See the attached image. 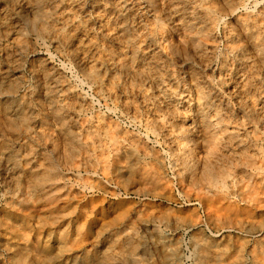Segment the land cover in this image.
Masks as SVG:
<instances>
[{
	"label": "bare ground",
	"instance_id": "obj_1",
	"mask_svg": "<svg viewBox=\"0 0 264 264\" xmlns=\"http://www.w3.org/2000/svg\"><path fill=\"white\" fill-rule=\"evenodd\" d=\"M0 130L39 146L16 170L49 226L64 219L56 206L67 180L81 176L84 190L111 197L122 222L103 234L106 249H85L89 264H134L148 250L183 264L179 240L157 226L169 217L155 213L145 187L132 188L138 200L128 207L111 190L123 168L145 184L173 177L213 209L239 204L258 221L220 229L264 238V0H0ZM138 219L153 225L151 247ZM195 251L194 264H224Z\"/></svg>",
	"mask_w": 264,
	"mask_h": 264
},
{
	"label": "rangeland",
	"instance_id": "obj_2",
	"mask_svg": "<svg viewBox=\"0 0 264 264\" xmlns=\"http://www.w3.org/2000/svg\"><path fill=\"white\" fill-rule=\"evenodd\" d=\"M57 58H55L56 62L60 60L59 57ZM25 68L26 70L20 71V77L28 83L33 79L30 78L26 65ZM0 146L3 147L0 149V264H89V258L85 259V254L87 253L85 249H90V252L106 249L107 244H105L103 234L108 233V228L114 224L122 222V218L119 219L118 217L119 211L112 208V202H108L105 199L107 197L110 200L111 197L107 196L103 189L99 191L97 188H92L90 189L91 191L89 189L84 190V182L81 176L75 181L67 180L64 196L57 201L56 206L57 210L64 212V219L62 221L59 220L56 227V223L52 225L54 227H51L48 224L50 223L49 217V222L46 220L47 214L43 209V204L35 198L32 199L35 197L34 192H26L24 188L26 174L24 172L18 174L16 170V167L18 170H22L27 165L23 160L26 159L25 149L31 147L35 152L39 146L35 145L31 140L27 142L26 139L16 134H9L8 132L2 134L1 130ZM13 153L17 154V156L19 155L14 161L9 157ZM136 174V171L133 169H121L118 176L114 178L120 179L119 183L120 185L123 184V187L120 185V187L116 188L111 186V190L117 192L118 196L126 203L124 207H128V205L138 200L137 197L131 194V191L135 188L143 189L145 187L144 190L148 194L147 199L156 205L155 213L165 218L169 217L167 221L165 220L164 223H159L157 226L165 230L167 232L165 234L171 240L175 241L176 238L179 240V245L184 253L183 264H194L195 253L197 252L195 250L201 247L210 250L214 258L219 257L220 259H224V264H232L243 258L244 264H264V262L261 261V263L256 259L257 257L259 258L260 252L264 251H262L264 249L263 237L255 238L250 235L240 234L233 229H220L222 226H227L228 224L233 225V223L239 224L244 221H246L245 223H251L254 220L258 221V218L251 220L244 218L239 204H236L235 211H228L223 208L213 209L206 199H193L192 195L190 197L186 188L177 183L173 177L158 176L154 177L151 181H146L147 183L145 184ZM169 175L172 176V174ZM122 179L124 181L121 183ZM95 182L98 185V181L94 180ZM142 189L140 190L141 193ZM80 198L84 199L80 200ZM38 213L42 215L40 216ZM174 216H179L186 220L181 223L184 225V228L180 227L178 223L173 222ZM197 217L199 218L197 219ZM192 221H196L195 227L185 230L186 225L193 224ZM132 222L138 227V236H141V241H146L148 247L150 245L148 240L149 230L153 225H145L139 219ZM124 223L126 224L128 221ZM63 225L65 226L63 233H68V238L62 239L59 238L58 226L64 227ZM170 226L171 229H169ZM76 229L77 231H75ZM200 237H202V240ZM203 241L206 242L204 243ZM91 258L95 257L91 256ZM136 259V263L134 264H162L157 254L151 250H148L143 255L138 254ZM124 261V259L122 261V259H118L116 256L112 260L114 264H125ZM103 263L104 261L102 260L99 264Z\"/></svg>",
	"mask_w": 264,
	"mask_h": 264
}]
</instances>
